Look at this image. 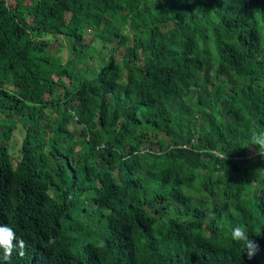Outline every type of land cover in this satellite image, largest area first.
Segmentation results:
<instances>
[{"label": "trees", "instance_id": "16d2710c", "mask_svg": "<svg viewBox=\"0 0 264 264\" xmlns=\"http://www.w3.org/2000/svg\"><path fill=\"white\" fill-rule=\"evenodd\" d=\"M262 130L264 0H0V264H264Z\"/></svg>", "mask_w": 264, "mask_h": 264}, {"label": "clouds", "instance_id": "9594fccd", "mask_svg": "<svg viewBox=\"0 0 264 264\" xmlns=\"http://www.w3.org/2000/svg\"><path fill=\"white\" fill-rule=\"evenodd\" d=\"M256 146V155L264 158V130L259 132H252L244 147L251 148ZM224 159L226 157H223ZM249 232L242 226H236L230 230L227 239L230 242L240 246V252L243 253L247 259L251 260L255 257L259 251V245L249 238ZM256 235H260V232ZM16 241L15 243H13ZM51 242V241H50ZM26 244L23 239L17 240L14 230L6 225H0V249H2V255L0 260L8 261L11 259L14 249L18 250V255L23 256L25 254Z\"/></svg>", "mask_w": 264, "mask_h": 264}, {"label": "rangeland", "instance_id": "374dc122", "mask_svg": "<svg viewBox=\"0 0 264 264\" xmlns=\"http://www.w3.org/2000/svg\"><path fill=\"white\" fill-rule=\"evenodd\" d=\"M58 48H56L54 50V54L55 55H59L61 57H65L66 53L64 51V47L62 46H56ZM118 53V50L115 52V55ZM63 80H65L64 77H62ZM16 133L13 134V137H12V140H11V144H10V155L12 156V158H18V155H19V151H18V148H19V144H20V138H21V135H22V129L21 127L18 125V129L15 131Z\"/></svg>", "mask_w": 264, "mask_h": 264}]
</instances>
